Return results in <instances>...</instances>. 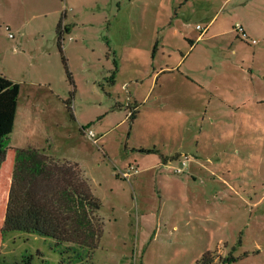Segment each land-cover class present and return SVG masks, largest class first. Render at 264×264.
Segmentation results:
<instances>
[{
    "label": "rangeland",
    "instance_id": "374dc122",
    "mask_svg": "<svg viewBox=\"0 0 264 264\" xmlns=\"http://www.w3.org/2000/svg\"><path fill=\"white\" fill-rule=\"evenodd\" d=\"M0 75L7 145L77 163L103 221L81 260L13 232L0 264H264V0H0Z\"/></svg>",
    "mask_w": 264,
    "mask_h": 264
},
{
    "label": "trees",
    "instance_id": "16d2710c",
    "mask_svg": "<svg viewBox=\"0 0 264 264\" xmlns=\"http://www.w3.org/2000/svg\"><path fill=\"white\" fill-rule=\"evenodd\" d=\"M19 91L17 83L0 75V263L5 261L3 244L13 232L66 245L64 250L81 260L82 252L91 255L102 237L100 202L77 163L7 145ZM128 118L134 119L133 113Z\"/></svg>",
    "mask_w": 264,
    "mask_h": 264
},
{
    "label": "built area",
    "instance_id": "2783aa9c",
    "mask_svg": "<svg viewBox=\"0 0 264 264\" xmlns=\"http://www.w3.org/2000/svg\"><path fill=\"white\" fill-rule=\"evenodd\" d=\"M197 28H200V26H197ZM7 30H9V28L7 27L6 28ZM233 30L236 32V34L243 40H246V41H249V36L247 34V32L244 30V28L241 26L240 23H236L234 24L233 26ZM203 31H204V28H203ZM252 43H255V40L254 39H251L250 40ZM87 136L92 139L93 138V132L91 130H88L87 131ZM186 164V160H183L181 162V166L177 167L175 169V172H181L182 168L185 166ZM138 173V169L137 167L134 165V164H128L123 172H122V177L124 178H129L131 177V175H135Z\"/></svg>",
    "mask_w": 264,
    "mask_h": 264
},
{
    "label": "crops",
    "instance_id": "0c3cea01",
    "mask_svg": "<svg viewBox=\"0 0 264 264\" xmlns=\"http://www.w3.org/2000/svg\"><path fill=\"white\" fill-rule=\"evenodd\" d=\"M211 23V22H210ZM206 30H207V26L206 27H204V32H206ZM19 97V96H18ZM17 108H18V104H17Z\"/></svg>",
    "mask_w": 264,
    "mask_h": 264
}]
</instances>
